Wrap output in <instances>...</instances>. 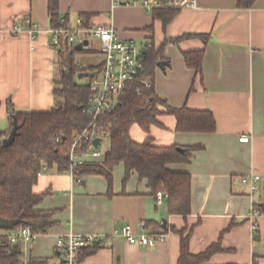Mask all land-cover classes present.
Instances as JSON below:
<instances>
[{"label": "crops", "instance_id": "0c3cea01", "mask_svg": "<svg viewBox=\"0 0 264 264\" xmlns=\"http://www.w3.org/2000/svg\"><path fill=\"white\" fill-rule=\"evenodd\" d=\"M238 1L194 0L195 6L179 8L163 27L139 2L57 0L59 16H68L70 23L89 14L90 24L112 25L121 39L132 40L140 48L151 42L158 48L169 38L184 36L163 45L168 64L156 68L155 90L173 107L210 110L216 128L212 132L177 131L170 114L158 115L161 125L150 127L155 144L203 146L189 162L168 165L191 175V211L185 218L168 213L165 199L157 204L146 180L136 172L123 182L121 163L113 169L111 195L101 175L80 181L69 171L43 170L32 190L50 191L38 207L55 209L56 223L33 242L20 243L24 259L54 261L57 238L73 232L97 234L102 241L79 264H176L180 237L171 226H193L189 249L198 253L234 222L222 234L223 250L212 254L209 263L250 264L255 258L264 264V214L249 217L256 203L264 205V0L241 6ZM48 4L49 0H0V121L8 122L5 130L9 128L8 107L43 111L53 105L56 52L49 39ZM25 18L35 24L33 35ZM16 26L18 31H14ZM190 50L203 52L201 73L185 63L183 52ZM242 134L249 141H240ZM130 135L136 141L147 136L136 124ZM94 159L98 158H88ZM250 173L260 175L253 192L241 181V176ZM163 218L166 238L153 246L132 244L113 233L125 225L134 234L152 233Z\"/></svg>", "mask_w": 264, "mask_h": 264}, {"label": "trees", "instance_id": "16d2710c", "mask_svg": "<svg viewBox=\"0 0 264 264\" xmlns=\"http://www.w3.org/2000/svg\"><path fill=\"white\" fill-rule=\"evenodd\" d=\"M162 1V0H161ZM253 0H239L238 5H249ZM179 8L161 6L153 8V18L160 19L165 27ZM48 11L51 26L60 24L57 11V0H49ZM84 23H89V14L80 15ZM68 20V16L65 17ZM150 29L152 27H149ZM188 36V35H186ZM181 37L169 38L166 41L177 42ZM162 45L155 48L153 43L145 46L142 54V65L138 76L127 83L117 104L110 112L100 116L87 126L88 83L79 81L77 74L93 67L82 68L74 60L73 46L61 41L53 46L56 52V75L53 79V105L43 111H17L9 114V128L1 131L7 135L12 126L13 114L19 128L12 143L3 146L0 138V216L13 219L21 216L22 222L12 229H3L0 233V264H22L25 260L20 250V243L10 242L9 236L20 226H27L36 235H44L56 221L55 209H42L39 204L48 195L49 190L34 193L33 185L39 173L54 168L56 172L70 171L69 147L73 137L87 129L89 133L109 138V146L104 155L97 160H87L73 166L72 174L80 181L88 175H101L107 182V193L112 194L113 169L116 165L124 167L123 182L132 172L139 179H145L151 194L156 200V193L166 194L165 203L170 214L184 218L191 211V175L186 171L171 169V163H187L193 152L203 148L201 144L181 146L176 144L158 145L149 135L150 127L161 125L160 114H170L175 118V130L212 132L216 128L213 113L207 109H191L185 105L173 107L158 95L155 90V70L157 62L166 60ZM202 50L183 52L186 65L196 73H201ZM167 61V60H166ZM142 79L147 80L145 85ZM138 125L147 134L144 140L136 141L130 135V128ZM85 149V144L83 145ZM80 152L81 150H77ZM45 168V169H44ZM254 211L264 214V205L255 204ZM151 223V222H150ZM234 222L220 233L219 239L203 251L192 253L189 239L193 226L171 230L179 235V257L176 264H210L212 254L222 251L221 237ZM145 226L148 222L144 223ZM154 232H165L168 227L156 226ZM102 242V241H101ZM81 248L77 263L102 246V243ZM58 254L54 252L52 261L49 258H29L27 264H58ZM238 264V263H224ZM250 264H261L255 258Z\"/></svg>", "mask_w": 264, "mask_h": 264}, {"label": "built area", "instance_id": "2783aa9c", "mask_svg": "<svg viewBox=\"0 0 264 264\" xmlns=\"http://www.w3.org/2000/svg\"><path fill=\"white\" fill-rule=\"evenodd\" d=\"M116 5L140 3V5L151 12L155 7L169 6L182 8L185 6H195L194 0H112ZM29 25V31L33 35L35 24L29 18L24 20ZM58 26H51L49 29V39L51 46H58L61 41L67 45L74 46L77 43L97 38L100 42L101 49L104 53V60L99 66L97 73L88 77L89 95L87 100V115L89 122L87 126L93 124L98 117L110 112L117 104L118 97L125 90L127 83L136 78L141 70L142 65V48L137 46L132 40L121 39L112 25H92L84 23L81 16L70 23L64 16L59 19ZM16 26L14 31H18ZM84 47V46H83ZM145 47V46H144ZM140 68L137 75H134L137 68ZM145 85H149L147 80L142 79ZM98 135L89 133L87 129L76 134L69 147L70 173L72 174L73 166L87 161L88 158H100L104 155L94 146L92 140ZM100 137V136H99ZM249 136L242 134L239 140L242 142L249 141ZM85 144V149L83 145ZM77 150H81L78 152ZM45 169V168H44ZM73 175V174H72ZM260 175L250 173L241 176V181L249 185L253 192L257 189ZM166 194L162 191L156 193V203L160 204L165 199ZM260 215L257 211L251 210L249 217ZM257 221L253 219V225ZM114 234L120 233L126 237L129 243L153 246L155 243L164 241L165 232L138 233L134 234L129 225H125L121 230H114ZM36 236L29 227L20 226L9 236L10 242L14 243H31ZM101 242V237L97 234H82L70 232L65 236L57 238L54 252L58 254V264H78L77 257L81 248L94 246ZM22 264H27L25 259Z\"/></svg>", "mask_w": 264, "mask_h": 264}, {"label": "water", "instance_id": "95a60500", "mask_svg": "<svg viewBox=\"0 0 264 264\" xmlns=\"http://www.w3.org/2000/svg\"><path fill=\"white\" fill-rule=\"evenodd\" d=\"M87 44H88V41L85 40L82 43L75 44L73 46V48L76 51H80V50H82L83 46H85ZM141 50H142V52H144L145 48H142ZM167 64H168V62L166 60H160L157 62V67L163 69ZM139 70H140V68L138 67L136 69L134 75H137ZM96 73H97V70H84V71L79 72L77 74V77L78 78L91 77ZM8 112L9 113L13 112L11 107H8ZM18 128H19V124L17 123L16 116L13 114L12 126L9 129L8 134L7 135H1V131H0V138H1V143L3 146H8L12 143L15 135L17 134ZM100 142H101V137H99V136L94 137L92 140V143L94 144V146L100 145ZM253 199H254V202H257L258 192L254 193ZM21 222H22L21 216H18L17 218H13V219L3 218L0 216V229H12L15 225H17ZM161 227L162 228L166 227V219L165 218L162 219Z\"/></svg>", "mask_w": 264, "mask_h": 264}, {"label": "rangeland", "instance_id": "374dc122", "mask_svg": "<svg viewBox=\"0 0 264 264\" xmlns=\"http://www.w3.org/2000/svg\"><path fill=\"white\" fill-rule=\"evenodd\" d=\"M75 62L82 68L93 67L98 69L104 60V53L101 49L100 42L97 38H91L87 45H85L82 50L76 51L74 54ZM88 77L79 78V81L83 83L88 82ZM8 123V122H7ZM7 123L0 121V131L6 129ZM109 146V138L107 135L101 136V142L98 146V150L101 153H105ZM55 261V260H54Z\"/></svg>", "mask_w": 264, "mask_h": 264}]
</instances>
